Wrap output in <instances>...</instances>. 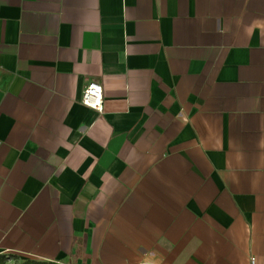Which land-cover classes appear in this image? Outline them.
<instances>
[{
    "label": "crops",
    "instance_id": "crops-1",
    "mask_svg": "<svg viewBox=\"0 0 264 264\" xmlns=\"http://www.w3.org/2000/svg\"><path fill=\"white\" fill-rule=\"evenodd\" d=\"M0 253L264 264V0H0Z\"/></svg>",
    "mask_w": 264,
    "mask_h": 264
},
{
    "label": "built area",
    "instance_id": "built-area-1",
    "mask_svg": "<svg viewBox=\"0 0 264 264\" xmlns=\"http://www.w3.org/2000/svg\"><path fill=\"white\" fill-rule=\"evenodd\" d=\"M81 103L97 112H102L103 109V94L102 87L98 82H88L81 94Z\"/></svg>",
    "mask_w": 264,
    "mask_h": 264
},
{
    "label": "trees",
    "instance_id": "trees-1",
    "mask_svg": "<svg viewBox=\"0 0 264 264\" xmlns=\"http://www.w3.org/2000/svg\"><path fill=\"white\" fill-rule=\"evenodd\" d=\"M13 259H21L19 264H63L57 261L36 259V258H20L18 255L0 253V264H8Z\"/></svg>",
    "mask_w": 264,
    "mask_h": 264
},
{
    "label": "rangeland",
    "instance_id": "rangeland-1",
    "mask_svg": "<svg viewBox=\"0 0 264 264\" xmlns=\"http://www.w3.org/2000/svg\"><path fill=\"white\" fill-rule=\"evenodd\" d=\"M21 261V259H13L11 261L8 262V264H19Z\"/></svg>",
    "mask_w": 264,
    "mask_h": 264
}]
</instances>
